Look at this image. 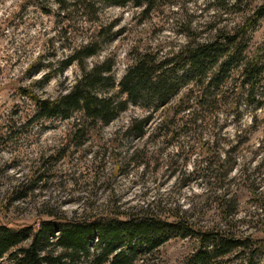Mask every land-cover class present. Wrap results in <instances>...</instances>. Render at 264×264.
<instances>
[{
    "label": "rangeland",
    "instance_id": "374dc122",
    "mask_svg": "<svg viewBox=\"0 0 264 264\" xmlns=\"http://www.w3.org/2000/svg\"><path fill=\"white\" fill-rule=\"evenodd\" d=\"M73 1L62 9L55 0H0V224L38 225L50 212L76 221L149 212L226 228L219 198L225 194L235 204L228 216L235 233L264 236V107L249 102L239 71L231 70L205 102L203 89L191 84L164 110L129 105L110 124L88 130L83 143L73 139L80 114L36 120L35 105L20 92L54 98L71 86L81 68L74 63L57 73L61 62L101 27L114 36L109 33L111 39L87 62L114 56L119 81L134 48L167 55L190 36L209 40L218 29L233 30L264 0H157L149 13L133 4L101 2L96 15ZM246 43L247 55L264 46V17ZM37 60L43 71L29 77ZM51 72L53 79L37 83ZM149 115L143 136L127 130ZM223 159L228 163L217 169ZM195 245L193 238H173L134 264H183ZM236 256L224 264H237ZM0 264L11 261L6 255Z\"/></svg>",
    "mask_w": 264,
    "mask_h": 264
},
{
    "label": "trees",
    "instance_id": "16d2710c",
    "mask_svg": "<svg viewBox=\"0 0 264 264\" xmlns=\"http://www.w3.org/2000/svg\"><path fill=\"white\" fill-rule=\"evenodd\" d=\"M55 1L62 9L71 3L69 0ZM253 1L236 0V3ZM101 2L115 6L133 4L144 7L148 13L157 7V0L73 1L94 15ZM263 17L264 5L257 7L233 30L218 29L214 37L206 41L190 36L187 43L167 55L156 50L134 48L129 52L130 63L119 81L114 74V56L93 65L87 62L111 39L107 38L109 33L114 36L110 27L106 30L108 32L101 27L95 39L75 47L61 62L57 73L64 72L74 63L81 68V75L71 86L54 98L40 97L26 88H21L20 92L35 105L36 120L70 119L80 114L73 139H80L81 143L88 130L110 124L129 105L152 112L164 110L191 84L203 89L200 102H205L213 95L210 90L219 88L231 70L239 71L241 87L249 90V102L264 107V46L252 55L245 54L248 34ZM43 68L41 60H37L28 68L27 74L34 76L42 73ZM55 74L47 73L37 83L45 84ZM117 87L119 91L114 90ZM178 107L179 104L173 107V113H177ZM151 118L152 115L135 119L127 130L141 137ZM163 127L168 125H162L159 130ZM219 162L217 169H223L228 160ZM232 169L233 164L227 166L224 176H228ZM219 198L228 224L226 228H201L177 214L168 219L149 212L125 218L107 216L83 221L50 212V218L42 219L38 225L0 224V259L7 255L11 264H134L173 238H193L195 249L183 264H224L234 253L239 259L237 264H264V236L237 235L229 226L228 217L234 213L235 204L225 194H220ZM259 203L264 207V201Z\"/></svg>",
    "mask_w": 264,
    "mask_h": 264
}]
</instances>
